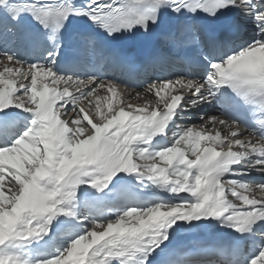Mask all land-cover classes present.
Segmentation results:
<instances>
[{"label": "snow or ice", "instance_id": "snow-or-ice-1", "mask_svg": "<svg viewBox=\"0 0 264 264\" xmlns=\"http://www.w3.org/2000/svg\"><path fill=\"white\" fill-rule=\"evenodd\" d=\"M0 264H264V0H0Z\"/></svg>", "mask_w": 264, "mask_h": 264}, {"label": "bare ground", "instance_id": "bare-ground-1", "mask_svg": "<svg viewBox=\"0 0 264 264\" xmlns=\"http://www.w3.org/2000/svg\"><path fill=\"white\" fill-rule=\"evenodd\" d=\"M133 103H138V102L135 101ZM211 112H212L211 114H216V110L215 109H213ZM199 114L204 115V112L203 111H196L195 113H190L189 115L199 116Z\"/></svg>", "mask_w": 264, "mask_h": 264}, {"label": "rangeland", "instance_id": "rangeland-1", "mask_svg": "<svg viewBox=\"0 0 264 264\" xmlns=\"http://www.w3.org/2000/svg\"><path fill=\"white\" fill-rule=\"evenodd\" d=\"M195 113V112H194Z\"/></svg>", "mask_w": 264, "mask_h": 264}]
</instances>
